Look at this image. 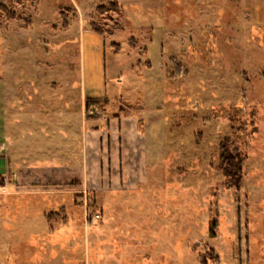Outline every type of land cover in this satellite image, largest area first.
Wrapping results in <instances>:
<instances>
[{
  "label": "rangeland",
  "instance_id": "rangeland-1",
  "mask_svg": "<svg viewBox=\"0 0 264 264\" xmlns=\"http://www.w3.org/2000/svg\"><path fill=\"white\" fill-rule=\"evenodd\" d=\"M94 29L105 48L89 68L109 101L89 116L104 129L133 116L145 167L133 190L93 191L88 205L63 191L7 196L0 264H264V0H0L9 119L24 93L40 110L73 106ZM62 134L71 146H36L39 161L78 158L79 137ZM225 137L247 155L238 190L218 168Z\"/></svg>",
  "mask_w": 264,
  "mask_h": 264
},
{
  "label": "crops",
  "instance_id": "crops-1",
  "mask_svg": "<svg viewBox=\"0 0 264 264\" xmlns=\"http://www.w3.org/2000/svg\"><path fill=\"white\" fill-rule=\"evenodd\" d=\"M89 33L95 43L94 49L96 48L94 52L92 50L94 60L83 65L84 72L86 73V69L88 72L81 78L80 91L70 99L74 101L72 107L40 110L36 104L37 95L32 92L24 93L19 97L18 108L14 110L15 117L9 119L5 102L7 97L10 98L9 92L5 89L0 92V169L9 178L8 186L0 190V206L5 205L7 196L20 193L63 191L82 194L87 204L93 191L112 188L124 191L135 188L140 169L146 163V136L133 116H114L106 120V129L100 127L104 122L99 124L97 119L89 116L91 108H86L87 99L104 97L102 93L105 89L100 81V68L99 71L96 69V76L91 74L92 68H89L93 61L96 66L99 65V54L95 53L104 49L105 43L96 38L98 35L101 38V34ZM40 129L46 132L45 143L38 134ZM59 132L63 133V137H79L78 158L74 160L71 151L66 150L60 154L61 166H55L54 160L39 161L41 155L36 146L44 145L41 146L44 149L50 146H71L65 139L58 138ZM6 223L15 224L8 220H5ZM39 260L40 264H47Z\"/></svg>",
  "mask_w": 264,
  "mask_h": 264
},
{
  "label": "trees",
  "instance_id": "trees-1",
  "mask_svg": "<svg viewBox=\"0 0 264 264\" xmlns=\"http://www.w3.org/2000/svg\"><path fill=\"white\" fill-rule=\"evenodd\" d=\"M97 33L101 34L99 30L94 29ZM107 96L102 98H89L86 101V108L93 105H99L104 102L108 103ZM252 113V114H251ZM249 113L253 115L254 112ZM255 116L251 117V121L254 122ZM244 150V144L236 138L225 137L219 144L218 151V168L223 175L225 186L228 188L239 189V186L244 178V159H246ZM95 198V193H92L91 198Z\"/></svg>",
  "mask_w": 264,
  "mask_h": 264
},
{
  "label": "built area",
  "instance_id": "built-area-1",
  "mask_svg": "<svg viewBox=\"0 0 264 264\" xmlns=\"http://www.w3.org/2000/svg\"><path fill=\"white\" fill-rule=\"evenodd\" d=\"M91 114H99V111L97 110V108L93 109V110H90ZM9 184V178H8V175L5 174V173H2L0 174V190H3L5 189ZM99 215L98 214H95V217L94 218H98ZM91 220H87V222H90Z\"/></svg>",
  "mask_w": 264,
  "mask_h": 264
}]
</instances>
